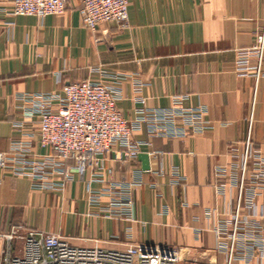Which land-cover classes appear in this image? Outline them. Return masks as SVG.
Masks as SVG:
<instances>
[{"label": "crops", "instance_id": "crops-1", "mask_svg": "<svg viewBox=\"0 0 264 264\" xmlns=\"http://www.w3.org/2000/svg\"><path fill=\"white\" fill-rule=\"evenodd\" d=\"M81 6L71 0L63 14L41 19L15 16L13 0H0V153L38 128L39 117L24 114L29 96L61 94L83 80L124 77L117 105L130 121L140 107L184 108L198 120H177L184 136L152 137L146 125L133 133L149 170L139 157L126 160L125 148L112 155L108 182L128 188L130 208L114 206L109 193L92 203L76 170L62 190H44L0 169V264L22 249V241L5 238L14 228L57 234L74 247H170L181 250L178 264H228L218 230L232 229L237 166L249 136L255 158L264 159V70L259 80L237 70L238 51L264 30V0H129L126 28L108 22L96 32L84 27ZM24 121L20 132L15 123ZM34 152L51 154L38 146ZM241 211L264 212V182L248 187Z\"/></svg>", "mask_w": 264, "mask_h": 264}, {"label": "built area", "instance_id": "built-area-1", "mask_svg": "<svg viewBox=\"0 0 264 264\" xmlns=\"http://www.w3.org/2000/svg\"><path fill=\"white\" fill-rule=\"evenodd\" d=\"M70 1L13 0L12 14L44 19L63 14ZM81 2L79 12L86 29L96 32L101 24L108 22L123 28L128 26L129 0ZM237 70L244 75L253 74L257 80L261 78L264 30L257 36L254 46L238 51ZM112 78L113 84L83 80L69 83L61 94L29 96L31 106L24 109V114L29 119L39 117V126L34 131L23 132L25 121L15 123V128L23 132L21 135L27 141L10 142L9 149L0 153V169L17 177H26L33 181L34 187L44 190H62L74 180L73 170H76L80 181L87 184L92 203L109 193L115 199L114 206L130 208L132 201L124 194L128 188L123 183L108 182L114 174V169L108 166L112 155L125 148L126 160L136 161L141 147L134 143L132 135L142 125L147 126L152 137L184 136L186 130L177 126V120L183 119L187 126L195 125L198 114L184 108L149 110L140 107L135 120L130 121L117 105L118 86L124 77L115 75ZM37 146L51 154L38 157L34 152ZM237 167L239 197L232 229L218 230L220 248L227 251L228 264H233L238 257L264 259V223L261 222L264 212L243 216L241 211L248 187L264 182V159L255 158L251 136ZM98 183L109 187L94 190L93 185ZM5 238L22 241L23 246L15 256L4 257V264H178L181 260V250L177 248L133 245L124 250L80 248L72 246L60 235L34 231L23 234L22 228H14Z\"/></svg>", "mask_w": 264, "mask_h": 264}, {"label": "water", "instance_id": "water-1", "mask_svg": "<svg viewBox=\"0 0 264 264\" xmlns=\"http://www.w3.org/2000/svg\"><path fill=\"white\" fill-rule=\"evenodd\" d=\"M139 160L143 163V169L149 170L150 169V157L146 153H141L139 155Z\"/></svg>", "mask_w": 264, "mask_h": 264}]
</instances>
